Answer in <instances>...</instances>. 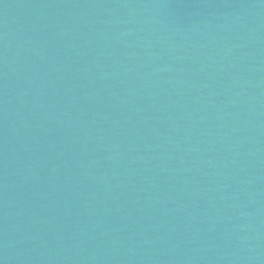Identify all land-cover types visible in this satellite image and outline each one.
Returning <instances> with one entry per match:
<instances>
[{
  "label": "water",
  "instance_id": "water-1",
  "mask_svg": "<svg viewBox=\"0 0 264 264\" xmlns=\"http://www.w3.org/2000/svg\"><path fill=\"white\" fill-rule=\"evenodd\" d=\"M0 264H264V0H0Z\"/></svg>",
  "mask_w": 264,
  "mask_h": 264
}]
</instances>
